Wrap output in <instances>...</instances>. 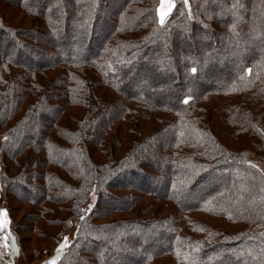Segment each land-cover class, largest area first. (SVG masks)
<instances>
[{
    "label": "trees",
    "instance_id": "trees-1",
    "mask_svg": "<svg viewBox=\"0 0 264 264\" xmlns=\"http://www.w3.org/2000/svg\"><path fill=\"white\" fill-rule=\"evenodd\" d=\"M4 1L0 0V83L7 88L0 104L7 101L0 105L2 117L13 120L23 102L39 95L23 122L10 132L11 143L25 132L40 131L42 141L23 145L40 149L44 143L49 148L48 159L45 155L29 163L22 174L38 190V199L27 201L38 208L31 222L37 224L39 238L55 242L68 232L73 219L83 217L58 264H264V174L249 165L252 153L264 154L259 127L264 117V0H182L164 23L157 16L159 0H7L10 6ZM12 7L34 17L36 41L45 51L32 47L27 52L18 40L19 28L5 20ZM58 17L64 22L50 25ZM12 42L17 50L11 53ZM213 45L223 47L215 52ZM217 56L234 57L240 64H223L226 73L219 79L223 60ZM158 65L175 70L166 75ZM4 67L7 74L1 72ZM60 69L62 78L49 84L54 88L36 80ZM68 72L88 79L74 84ZM137 83L142 86L139 93L133 91ZM97 85L111 88L118 100H98ZM155 90L160 96L151 93ZM128 101L135 104L134 111ZM73 105L86 112L83 122L74 130L59 127V117ZM50 111L55 118L39 123ZM151 111L163 114L161 130L122 157L106 147L101 151L105 163L93 160L91 145L103 148L102 137L112 124L130 119L138 127L136 118ZM134 132L140 135L139 128ZM232 144L243 149L233 150ZM154 163L164 164L166 170H157ZM146 168L157 174L151 177ZM92 188L96 202L87 214ZM128 189L137 193L112 192ZM10 190L8 184L7 196ZM147 198L161 205L155 216L169 204L172 212L148 222H96ZM13 222L12 240L21 244ZM48 222L54 228L50 236L42 226ZM232 226L238 229L230 231ZM128 230L134 232L125 235ZM143 233L151 242L133 244ZM2 240L9 243V238ZM103 251L104 260L99 255Z\"/></svg>",
    "mask_w": 264,
    "mask_h": 264
},
{
    "label": "rangeland",
    "instance_id": "rangeland-1",
    "mask_svg": "<svg viewBox=\"0 0 264 264\" xmlns=\"http://www.w3.org/2000/svg\"><path fill=\"white\" fill-rule=\"evenodd\" d=\"M182 0H159L158 6H157V16L159 22H161V16L162 14L166 13L163 16V23L166 21L167 17L172 13L176 3L180 2ZM5 4H11L10 2H7V0L4 1ZM169 5H171L170 11ZM10 6V5H9ZM243 10L244 7H241ZM18 11V13H15ZM108 15L111 16L110 13ZM8 16V18H7ZM62 17V15H61ZM61 17H58L59 19L56 20V22H51L50 25L57 26L59 23H63L64 21L61 19ZM5 20L13 27L19 28V32H17L18 40L22 42L24 45L25 43V49L27 52H29L32 47H38L39 49L45 51V47L38 44L36 41V33L33 29V23L35 21L34 17L30 18L25 16L24 12L21 10H17V7H12L9 10H6L5 12ZM49 22V18H48ZM58 23V24H57ZM22 28V29H20ZM190 29V28H189ZM191 30V29H190ZM188 31L192 36H194V31ZM187 33V35H188ZM264 33V30H263ZM49 35H52L49 33ZM184 34L183 37L187 36ZM53 36V35H52ZM190 36V35H189ZM197 36H200V33L197 34ZM56 40V38H53ZM57 41V40H56ZM50 42V40H49ZM214 51L217 52L219 48L223 47L221 45H213ZM17 48V44L12 42L8 43V49L9 51L15 52ZM23 53V52H22ZM260 54L263 55V52L259 51ZM24 54V53H23ZM218 58V56H217ZM219 61L223 60V58H218ZM235 61V62H233ZM22 63H25L22 62ZM153 63V62H152ZM227 65H233L236 64L239 66L240 62L234 59V57H229L224 59L222 63L220 62V66L218 68L219 70V79L220 76L225 75L226 70L223 69V64ZM160 67V72H166V75H169V73L174 72V68L166 65V67ZM237 66V67H238ZM6 70V71H5ZM62 71L63 69H60L55 72H48L44 73L43 75H38L36 77V80L41 83V86L45 87L49 86L50 82L57 78H62ZM2 74H7V69L4 67L2 69ZM64 72V71H63ZM70 74L69 81H72L74 84H77V81H85L88 79V76H85L84 74L78 73V72H68ZM68 73L66 74L68 77ZM90 78H93L96 82H100L99 77L91 72ZM181 76L185 78L186 81V75L184 72L180 73ZM184 75V76H183ZM204 73L201 72V76H203ZM5 76V75H4ZM66 78V77H65ZM150 78V77H149ZM148 80V79H147ZM6 80L5 82H7ZM150 81V80H149ZM188 83V81H186ZM5 85V84H4ZM137 88L133 91L135 93H139L141 91V83L136 84ZM150 87H152L151 84H149ZM51 86H49L50 89ZM157 89H160L159 84L157 86ZM7 86H3V83H0V95L2 98L5 97V90ZM54 88V87H51ZM146 89V88H145ZM40 94V92H38ZM95 93L96 96H98V100H102L105 103H115L119 95H117L111 88H107L106 86H99L97 85L95 87ZM151 93L156 94L157 96H160L159 92L152 91ZM39 97V95H38ZM29 98V100L23 102V106L20 108L18 113L15 115L13 120H6L4 116V112L2 113V110L0 109V178L2 179V184L0 183V264H58L59 259L61 258V255L66 252L69 249V246L72 244L74 239L77 236L78 229L80 224H82L83 217L81 218H75L72 221L71 227L68 230L67 233H64V235L59 238V241L50 242L47 241V238L42 236L38 237V235L35 232V228L37 224L33 225L32 221V215L34 212H37V207L34 206V204L27 202L31 200H37L38 197L36 196V191L38 192L37 188L34 187V183H30L27 180H25L22 176L23 171L28 167L29 163L34 161L42 160V158H45V155L47 159L49 158V152H47L48 147L44 148V143L41 144V148L37 149L35 147H27L26 145H23L24 143L30 142L35 143L38 141H42V137H40V131H34V135L24 133V135L16 140L15 142H12V132L15 129V126L19 123H22L24 118L27 115V112L29 111L30 107L33 105V103L38 100L39 98ZM76 98H81V96H76ZM2 101V99H0ZM7 100L5 102L3 101L0 105H5ZM37 102V101H36ZM128 106L131 110L133 109V104L128 101ZM135 105V104H134ZM216 106L214 104H211V108H215ZM68 110V111H67ZM66 110L65 115H62V117H59V127H68L71 129H75L76 126H79L83 122V118L85 115L84 109L77 105L70 106ZM96 111V110H95ZM95 113V112H94ZM144 113V114H143ZM142 115L138 116L136 119H140V122L138 124V127L136 125V120H119L115 124H112L110 126V129L103 135L102 137V146L103 148L97 147L96 145H91V154L93 157V160L98 164H104L105 163V156L102 155L101 151L102 149H105L106 147H113L114 155L117 156V158L122 157L127 151H131L133 148L136 147V143L143 142L145 139H148L154 132L161 130L163 128V125L165 124L162 121H159V117H161L163 114H157L154 111L151 112H143ZM56 113L54 111H50V113H44L42 115V119L39 121V123L48 122L51 121V118H55ZM2 120L5 122L3 123ZM161 122V123H160ZM151 125V126H149ZM259 127L261 128L262 132L264 133V117L261 118L259 122ZM140 130V135L134 136L133 132L134 130L138 129ZM153 132V133H152ZM136 133V131L134 132ZM43 134V133H41ZM221 135V134H220ZM43 136V135H42ZM7 138V139H6ZM56 140H58V136H54ZM104 142V145H103ZM233 150L241 151L243 149V145L240 144H232L230 146ZM7 149V154H5V150ZM249 165H252L259 169L264 174V154L261 153H252V156L250 157ZM154 167H157V170L163 171L166 170L164 168V164L161 163H154ZM28 169V168H27ZM32 173L35 171L31 169ZM145 171L148 170V173L150 176L156 175L157 170L154 172L151 171V168L144 169ZM150 170V171H149ZM151 176V177H152ZM216 178L219 177V174L215 175ZM18 183L24 184L23 187L18 185ZM9 184L11 190L9 191V195L7 196L6 193V186ZM17 187H15L16 185ZM127 185H130L129 183H126ZM133 185V184H132ZM130 185V186H132ZM135 186V185H133ZM15 188V189H14ZM128 188H130L128 186ZM24 189L26 191H24ZM113 194H116L118 196L131 194V193H137L136 190H124V191H117L113 190ZM120 193V194H119ZM134 195V194H133ZM128 200V199H127ZM126 200V201H127ZM96 202V191L94 188H92L89 192V195L87 196V202H86V213H90L95 205ZM125 202V201H124ZM128 202V201H127ZM155 200H152V198L143 199L141 201H137L133 205V209L128 211H117L110 213L108 216H106V219L104 221H96L98 223L100 222H109L113 220H123V221H131V222H142L145 220V222H148L149 220L157 219V218H165L168 216L169 213L172 212V204L166 205L161 211L157 212V215L155 216V211L161 208V205L158 207L157 205H154ZM107 204V202H105ZM12 205V207H11ZM108 206V204L106 205ZM149 206V209L145 212H143V208ZM11 207V208H10ZM111 207V206H110ZM9 208L11 209V213L8 211ZM203 221H209L213 222L209 218H205L203 216H200ZM200 219L199 217H195ZM15 224H18V233L22 240L21 244H15L12 240L11 235V229L14 228V222ZM40 223H46V222H40ZM43 228H45V233H48L47 236L51 235V230L54 228L49 227V222L45 225H42ZM40 227V225H39ZM38 227V228H39ZM228 229V228H227ZM238 227H230V231L237 230ZM157 230V229H156ZM159 230V229H158ZM134 231L125 233L127 235L128 233H133ZM136 232V227H135ZM136 234V233H135ZM96 238L95 235H92ZM158 237V233H155V237ZM2 238H5V240L9 243H5L2 240ZM6 241V242H7ZM137 242L143 243H149L151 240L146 238V234L143 233L142 236H139L137 238H134L133 244H136ZM87 250H90V248H87ZM138 253V252H136ZM103 260L107 256V252L103 251L101 254H99ZM160 264H164V262H160Z\"/></svg>",
    "mask_w": 264,
    "mask_h": 264
},
{
    "label": "snow or ice",
    "instance_id": "snow-or-ice-1",
    "mask_svg": "<svg viewBox=\"0 0 264 264\" xmlns=\"http://www.w3.org/2000/svg\"><path fill=\"white\" fill-rule=\"evenodd\" d=\"M187 2V0H185V3ZM170 9H171V5H169V11H170ZM166 13H164V14H162V16H161V23H163V16L165 15ZM192 71L193 72H195V69H192ZM185 102H187V101H185ZM7 139V138H6Z\"/></svg>",
    "mask_w": 264,
    "mask_h": 264
}]
</instances>
